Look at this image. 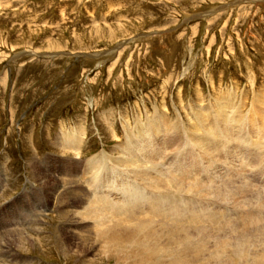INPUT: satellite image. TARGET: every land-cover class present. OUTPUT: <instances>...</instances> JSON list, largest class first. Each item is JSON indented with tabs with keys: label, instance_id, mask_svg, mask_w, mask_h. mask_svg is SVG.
<instances>
[{
	"label": "rangeland",
	"instance_id": "374dc122",
	"mask_svg": "<svg viewBox=\"0 0 264 264\" xmlns=\"http://www.w3.org/2000/svg\"><path fill=\"white\" fill-rule=\"evenodd\" d=\"M214 86H236L233 104L264 117V0H0V264H114L81 215L87 161L121 171L146 112L166 101L171 123L175 100ZM250 163L244 178L262 190L264 165Z\"/></svg>",
	"mask_w": 264,
	"mask_h": 264
},
{
	"label": "bare ground",
	"instance_id": "6f19581e",
	"mask_svg": "<svg viewBox=\"0 0 264 264\" xmlns=\"http://www.w3.org/2000/svg\"><path fill=\"white\" fill-rule=\"evenodd\" d=\"M253 82L251 79V86ZM212 88L211 92L216 95L210 94L209 99H204L202 89L193 90V103L189 102L186 107L181 99V102L175 100L178 112L171 123L160 114L168 109L166 101L162 100L158 109L153 108L152 116L146 112L143 124L138 129L133 126L137 130L131 132L124 154L118 157V162L125 165L121 171L118 167L100 164L96 158L87 161L86 167L96 171L86 179L89 186L82 185L89 191L84 193L81 215L91 220L94 238H105L100 240L102 255L107 261L112 260L114 264H264V189L254 191L255 185L252 190L244 178L252 158L264 165V117L256 120L257 116H244L242 100L233 104L236 86L228 90H220V86ZM254 97L258 100L264 96ZM72 135H59L57 143L80 150V135L76 133L78 139ZM68 192L73 190L70 188ZM107 196L111 197V207L103 208L109 202Z\"/></svg>",
	"mask_w": 264,
	"mask_h": 264
}]
</instances>
